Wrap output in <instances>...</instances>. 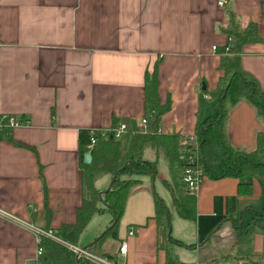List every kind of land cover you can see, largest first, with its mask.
Instances as JSON below:
<instances>
[{"label":"crops","instance_id":"0c3cea01","mask_svg":"<svg viewBox=\"0 0 264 264\" xmlns=\"http://www.w3.org/2000/svg\"><path fill=\"white\" fill-rule=\"evenodd\" d=\"M219 1L0 0V210L13 217L0 216V264H35L37 235L29 227L41 229L35 213L51 212L56 237L61 224L74 221L82 197L79 132L145 118L146 73L156 68L158 95L170 98L158 131L193 134L200 91L209 97L222 75L220 59L232 55L222 32L230 13L241 27L256 25L258 40L242 46L240 70L264 92V0ZM226 106L228 144L252 150L256 132L264 129L260 117L245 99ZM10 117L20 125L9 127ZM157 176L158 168L157 175L139 177L127 195L117 240L107 237L100 248L114 254L115 264H165L153 219ZM111 180L101 174L94 186L103 191ZM164 180L157 196L170 213V235L192 245L173 246L179 261L264 264V229L233 246L236 228L264 225L257 180H250V196H238L237 179L204 178L194 195V221L177 215ZM111 220L108 212L94 214L78 247L96 240ZM121 243L125 255L118 254Z\"/></svg>","mask_w":264,"mask_h":264},{"label":"trees","instance_id":"16d2710c","mask_svg":"<svg viewBox=\"0 0 264 264\" xmlns=\"http://www.w3.org/2000/svg\"><path fill=\"white\" fill-rule=\"evenodd\" d=\"M231 47L232 55L220 59L218 68L222 75L216 87L207 95L206 89L201 90L198 97L196 122L194 132L190 136L168 135L158 131L160 117L170 109V98L162 101L158 95V77L156 68L144 76V108L149 132L146 134L133 133L121 140L101 139L97 136L96 143L91 149L87 148V131L78 135V167L80 169L82 197L76 209L72 223L61 224L57 229V237L61 241L39 235L41 253L38 264H76V254L68 245L78 246L79 238L90 218L96 213L112 214L110 227L103 235L85 250L101 256L113 263L114 254L101 253L100 248L109 237L117 240L118 222L124 209L129 191L140 183L139 177L157 175L156 161L142 158L145 148L150 147L156 152L161 151L167 160L170 181H163L169 191L177 215L184 220L194 221L196 218L195 196L190 194L183 182V174L189 157L196 158L204 178L219 180L234 178L238 180V196H250L252 193L251 179L257 180L264 193V129L258 130L254 138V148L250 151H239L231 147L224 134V120L227 114V104L235 105L240 99H245L255 109L264 124V92L256 84L244 77L240 70V50L243 45L258 40L256 25L252 22L241 27L232 13L228 23L222 29ZM211 109L215 113L211 114ZM153 124V131L150 125ZM132 127L135 123L130 124ZM91 155L89 164L82 162L83 153ZM101 174H116L111 188L99 194L94 181ZM154 220L158 229L160 246L165 252V264H187L178 260L173 246L192 247L177 241L170 235V213L162 200L155 195ZM167 213V216H166ZM258 217V215H256ZM52 214L45 211L35 213L34 221L44 231L50 228ZM259 217H264V212ZM238 221L234 222L236 226ZM237 227V226H236ZM256 229H264L255 223L241 225L236 228L233 246L248 242ZM264 255V254H263ZM79 264H95L79 256Z\"/></svg>","mask_w":264,"mask_h":264},{"label":"built area","instance_id":"2783aa9c","mask_svg":"<svg viewBox=\"0 0 264 264\" xmlns=\"http://www.w3.org/2000/svg\"><path fill=\"white\" fill-rule=\"evenodd\" d=\"M224 3L223 0H220L218 2L219 5H222ZM214 49V47H212ZM229 48H227L228 50ZM20 123L10 117L8 120V126L9 127H16L19 126ZM149 132L148 125L146 118H142L138 123L135 124L134 127L128 125L127 123L120 122L110 128H91L87 130L88 134V144L87 148L91 149L94 144L96 143L97 136H99L101 139H113V140H121L124 136L133 134V133H140V134H146ZM187 165L184 170L183 174V182L186 184L188 191L190 194L195 195V192L197 191L198 187L202 183L204 179L203 172L201 168L199 167L197 163V159L189 157L187 159ZM0 216L8 217V218H13L12 216H9L2 212L0 210ZM15 219V218H14ZM29 227L36 233L37 239L36 243L37 246L39 244V235H44L47 237H50L54 240L61 241L59 238H57L51 231H44L42 229L33 227L32 225L29 224ZM133 234L132 230H129L128 235L131 236ZM70 249L73 250L75 254H79V256H82L89 261L95 263V264H115L101 256H98L96 254L87 252L86 250H81V247L78 246H73V245H68ZM127 250V246L125 243H121V245L118 248V254L120 255H125ZM41 253V249L37 248L36 255L39 257ZM35 264H38V258L35 259ZM223 264H230V263H223Z\"/></svg>","mask_w":264,"mask_h":264},{"label":"rangeland","instance_id":"374dc122","mask_svg":"<svg viewBox=\"0 0 264 264\" xmlns=\"http://www.w3.org/2000/svg\"><path fill=\"white\" fill-rule=\"evenodd\" d=\"M212 114H214V113H212ZM151 150L154 151V153H152L150 155ZM142 157H143L144 160H148V159H153L154 160V159H156L157 168H158V176H157V179L155 181V193H157V195H158L159 191H162V187L160 185V180H162V178H164L167 181H170L167 160L165 159V157H164V155H163V153L161 151L155 152V150L150 148V147H147V148L144 149ZM256 203L257 202H255L254 204H256ZM104 216H107V215H104ZM97 224L98 223L93 225L94 228L96 227ZM259 225H263V224H259Z\"/></svg>","mask_w":264,"mask_h":264},{"label":"water","instance_id":"95a60500","mask_svg":"<svg viewBox=\"0 0 264 264\" xmlns=\"http://www.w3.org/2000/svg\"><path fill=\"white\" fill-rule=\"evenodd\" d=\"M230 46H233V42H230ZM203 89H204V86H203ZM150 131L151 132L153 131V124L150 125ZM90 161H91V155H90V153L89 152H84L83 153V156H82V162L84 164H89ZM115 176H116V174H114V176H113L111 182L109 183L108 187L105 190L100 191V193H99L100 195H101V193H105L106 191H108L111 188V185L113 183V180H114ZM166 216H167V213H166ZM103 233L100 236H98V238H96V240H94L93 242H91V243H89V244H87L85 246H81V250H85L88 246H90L94 242H96L103 235ZM78 258H79V254H76V256H75L76 264H79L78 263Z\"/></svg>","mask_w":264,"mask_h":264}]
</instances>
